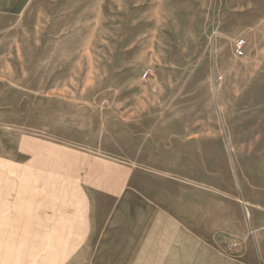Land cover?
<instances>
[{"label":"rangeland","instance_id":"374dc122","mask_svg":"<svg viewBox=\"0 0 264 264\" xmlns=\"http://www.w3.org/2000/svg\"><path fill=\"white\" fill-rule=\"evenodd\" d=\"M261 114L264 0H0V208L50 209L72 150L140 145L250 225ZM263 236L235 264H264ZM33 237L0 233V264H35Z\"/></svg>","mask_w":264,"mask_h":264},{"label":"crops","instance_id":"0c3cea01","mask_svg":"<svg viewBox=\"0 0 264 264\" xmlns=\"http://www.w3.org/2000/svg\"><path fill=\"white\" fill-rule=\"evenodd\" d=\"M258 127L264 132V123ZM260 145L264 153V138ZM92 148L96 155L72 150L62 173L66 187L50 209H28L27 195L24 208H0V233H31L35 248L48 249L35 264H235L237 250L251 256L245 235L253 228L264 235V192L243 194L245 203L260 206L248 225L237 210L220 209L219 193L205 212L203 193L188 194L193 186L173 180L155 151ZM22 170L27 175V166ZM260 248L264 260V239Z\"/></svg>","mask_w":264,"mask_h":264},{"label":"built area","instance_id":"2783aa9c","mask_svg":"<svg viewBox=\"0 0 264 264\" xmlns=\"http://www.w3.org/2000/svg\"><path fill=\"white\" fill-rule=\"evenodd\" d=\"M244 45H245V40L243 38H240V39L237 40L235 46H236V52L238 54L242 53V49H243Z\"/></svg>","mask_w":264,"mask_h":264}]
</instances>
